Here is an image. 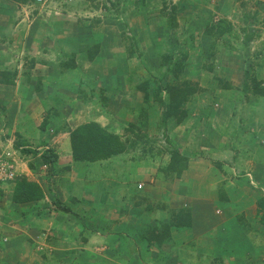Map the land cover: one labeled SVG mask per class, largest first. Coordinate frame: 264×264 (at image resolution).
I'll return each mask as SVG.
<instances>
[{
    "label": "crops",
    "instance_id": "obj_1",
    "mask_svg": "<svg viewBox=\"0 0 264 264\" xmlns=\"http://www.w3.org/2000/svg\"><path fill=\"white\" fill-rule=\"evenodd\" d=\"M69 5L54 10L46 4L42 5L44 9L36 10L33 5L0 0V75L13 74L14 84L3 86L9 95H0L5 100L0 106L8 115L11 131L25 138L29 148L42 144L57 156L53 172L47 175L49 186L44 189L41 176L35 178L27 167L29 163L35 169L38 168L34 163L41 167L39 153L35 162L28 160L32 155H21L26 165L19 166L18 175L41 187L43 198L37 202L14 204L10 200L12 182L0 184V264H212V259L220 260V264H264V211L257 207V201L264 197V152L255 158L252 154L254 138H264V118L256 129L249 128L255 135L245 136L248 151L235 154L224 148L235 149L242 144L239 135L246 133L242 125L234 129L222 125L221 130L218 124L205 123L207 140L203 142V132L192 131L185 137L183 124L165 123L164 138L183 157L185 169L178 175H167L157 165L150 172H136L135 180L144 181L138 190L133 184L114 186V166H110L107 175L103 174L106 161L111 164L122 159L134 131L146 137L160 135V120L150 95V83L146 94H133L130 84L127 88L132 94H120L118 100L107 91L121 90L117 82L127 76L129 62L118 57L117 39L111 31L105 32L109 38L97 33L86 18L70 12ZM80 16L85 21H78L80 18L76 17ZM256 45L262 54L254 65L259 75H254V79L259 81L264 76L263 36L257 38ZM151 65L155 69L156 62ZM92 69L97 72L90 75L91 82L103 90L105 102H99L100 105H106V113L128 120L126 130L100 126L98 111L92 113L96 110L92 105H81L76 110L71 104L73 97L82 98L79 84ZM25 82L43 84L47 91L29 93L23 114L11 117L14 101L10 94H17L15 84ZM107 83L113 84V88H106ZM27 103L33 104L41 115L51 111L63 118L49 122L41 135L37 127L29 139L21 131V115L28 114ZM141 121L143 126L139 125ZM87 122H95L116 134L124 148L128 146L127 150L95 163L73 161L68 131ZM47 128L55 131L51 140V136L45 135ZM215 136L222 145L219 141L217 144ZM258 150L264 151V145ZM203 151L210 154L209 160L199 157L198 153ZM168 158L169 155L162 164L164 168ZM211 161L222 166L216 163L215 169ZM160 176L168 180L155 185L152 178L161 179ZM135 190L141 191L137 195L140 198L135 199ZM54 200L69 208L70 213L55 211ZM180 210L187 212L188 221L177 227L175 214ZM152 211L157 213L156 217L148 215ZM166 223L170 225L168 238L159 245L148 246L143 234L152 229L160 232V226Z\"/></svg>",
    "mask_w": 264,
    "mask_h": 264
},
{
    "label": "rangeland",
    "instance_id": "obj_2",
    "mask_svg": "<svg viewBox=\"0 0 264 264\" xmlns=\"http://www.w3.org/2000/svg\"><path fill=\"white\" fill-rule=\"evenodd\" d=\"M34 7L36 10H40V7L44 9L41 5ZM50 7L55 10L62 6L53 0ZM172 7L174 8L173 11L171 10ZM98 8L105 9L104 15L97 14L96 9ZM69 11L86 18L90 23L88 25L94 27L97 33L105 34L107 38L109 35L105 32L111 31L114 34L112 37L117 39L118 57L129 62L127 76L117 82L121 90L107 91L114 94L116 99L123 93L132 94L127 86L131 84L129 77L133 73V79L138 82L139 86L143 84L148 90V83H150V95L160 120V135L154 134L146 137L139 131H134L131 134L128 132L130 134L128 140L131 145L129 148L127 146L128 150L125 148L127 151L122 159L111 164L110 161H106L107 166L103 168V174L107 175L110 166H114L111 174L114 186H125L127 183V186L131 187L133 184L137 188L138 184L140 185L144 181L135 180L136 172L147 170L150 172L151 168H155L157 165L162 166L160 170L165 169L162 164H165L164 161L168 153L175 149L166 135L164 138L163 127L165 123L183 124L185 131L182 133L185 137L190 135V132L199 130V133L203 132L201 134L203 142L207 140L205 134L207 125L205 123L218 124L221 130L222 125L232 127V129L242 125L240 127H243L242 130L246 132L239 135L242 144H238L236 147L232 145L235 149H229L230 146L224 149L229 154L239 153L243 150L245 153L248 151L245 136L247 134L255 135L254 132H249V128L256 129V125L264 118V96L251 93L253 84H258V88H264V76H261L259 81L254 79V75L259 76L254 65L258 64L257 62L262 55L256 42L257 38L264 37V0H72ZM81 16L76 17L80 18L77 20L85 21ZM99 16H102L101 20L94 21V18ZM171 18L174 23H172ZM206 25L210 30L209 33L204 32ZM246 38H249L248 42L245 41ZM153 62H156L155 69L151 68L152 65L149 66ZM93 71L97 72L96 69L90 70L85 81L79 84V90L84 93L79 94L82 98L78 100V98L73 97L71 104L76 110L81 105H92L96 107L92 113L98 111L97 116L101 119V123H98L100 126L113 125L117 128L123 127L126 130L129 126L128 120L124 121L116 114L106 113V105L105 107L100 105L99 102L104 103L105 99L102 97L103 90L97 87V83L91 82L90 75L93 74ZM151 72L154 76L151 75ZM6 79L0 75V95L7 94L4 90L5 87H3ZM185 82L195 83L199 88L198 91L188 96L186 101L175 109V114L161 123V114L165 112L169 101L166 92L159 88L179 87ZM12 85L14 84L12 83ZM15 85L17 94H10L14 101L12 102L14 105L11 117L18 118L25 109L24 101H29V93H45L47 90L40 83L25 82ZM98 85L102 87L100 84ZM105 85L106 88L109 87L108 89L113 88V84L107 83ZM96 89L98 90L97 93ZM133 92V94L136 92L141 94L135 89ZM241 92H246L247 95ZM71 95L74 94H69V96ZM2 100L5 101L0 98V105L4 104ZM27 105L28 114L21 115V131L23 130L24 136L31 139L45 115H41L33 104L27 103ZM203 109L204 112L200 113L199 111ZM86 111L89 112L88 109ZM216 111H220L219 115L212 116ZM46 117L55 121L63 118V116L53 115V113L47 114ZM242 117L244 121H242ZM168 119L170 121H167ZM228 119L230 122L227 121ZM143 121L139 122L140 126H143ZM200 123L204 124L198 125ZM47 130L45 135L51 136V140L56 135L55 131L49 128ZM183 134L181 135L183 136ZM213 138L217 144L219 141L222 145L220 138L218 139L217 136ZM223 138L225 139V137ZM24 140L25 138L22 139L18 133L11 131L8 115L4 114V109L0 106V184L12 182L19 176V166L26 165V159L21 156L23 154L12 147L13 144H20L29 148ZM254 141H256V145L254 144L255 153L251 150L252 146H250V150L255 158L264 152L258 150L264 145V138L256 136ZM30 147H32L30 149L35 150L36 154L44 150L42 144H33ZM228 153L227 155H229ZM36 154H32L28 160L35 162ZM198 154L203 159L211 157L210 154H206V151ZM210 163L215 167L218 161H211ZM34 164L38 169L32 168L30 172L35 178L38 175L41 176V184L43 183L42 185L46 189L45 187L49 186L47 175L50 173L46 167H40L39 163ZM219 164L221 167L222 164L220 162ZM226 164L230 166V163ZM149 172L147 174L151 176ZM160 178L162 180L152 178L153 183L157 185L163 179L168 180L167 177L160 176ZM136 190L135 199L140 198L137 195L141 193V191ZM148 215L156 217L157 213L155 215L152 211ZM205 259L206 262L209 261L208 258ZM211 261L212 264L221 263L217 259Z\"/></svg>",
    "mask_w": 264,
    "mask_h": 264
},
{
    "label": "trees",
    "instance_id": "obj_3",
    "mask_svg": "<svg viewBox=\"0 0 264 264\" xmlns=\"http://www.w3.org/2000/svg\"><path fill=\"white\" fill-rule=\"evenodd\" d=\"M9 2L15 5H37L35 4V0H8ZM57 1V0H55ZM72 0H70L71 2ZM65 5V4H64ZM64 5H61L64 7ZM173 11L174 8L172 7ZM172 19V18H171ZM99 20V19H98ZM172 23L173 19H172ZM205 33H209L210 30L205 26ZM246 42L249 41V38H246ZM245 45V44H244ZM130 74L129 82L133 85V88L141 92V94H146V88L142 84L139 86L138 82L135 81L134 76ZM6 80H4L5 85H12L13 74L11 73H3L1 74ZM160 90H164L167 94L168 105L165 108V112L161 114V123H164V120L172 116L175 109L184 101H186L188 96L196 93L198 91V87L195 83L185 82L183 85L179 87L167 86L160 87ZM251 93L258 96H264V88H258V84L252 85ZM47 114H52L51 111L47 112ZM42 118L38 130L39 132H44L45 127L49 122L52 121L51 118H47L46 115ZM55 115V114H53ZM52 123V122H51ZM68 143L70 149V155L73 161L76 162H88L95 163L99 161L106 160L110 157L120 155L124 152V145L120 138L111 132L106 131L102 127H100L95 122H87L80 124L73 129L68 131ZM13 149L18 150L23 155H32L36 154L35 150L25 147L20 144H13ZM168 163L165 166L164 172L169 174L178 175L181 171L185 169V160L183 157L179 155V153L175 150H172L168 153ZM38 159L41 165H44L47 168L49 173H52L56 161L57 156L53 153L52 150L44 149L39 153ZM29 170H32L33 166L29 163L27 164ZM13 189L11 193V202L14 204H27L33 203L41 200L43 198V191L41 187L33 182L26 180L24 177L19 176L16 177L13 181ZM52 205L55 211H60L62 213H70L69 208L63 206L60 202L54 200ZM257 207L259 210L264 211V197L260 198L257 201ZM176 221L174 224L178 227L181 226L184 222L188 221V215L186 211L180 210L175 214ZM264 221V216H261V222ZM169 224H162L160 226V232L157 229H152L150 232L143 234V237L147 242V245L151 244H161L165 239L168 238L169 235Z\"/></svg>",
    "mask_w": 264,
    "mask_h": 264
},
{
    "label": "built area",
    "instance_id": "obj_4",
    "mask_svg": "<svg viewBox=\"0 0 264 264\" xmlns=\"http://www.w3.org/2000/svg\"><path fill=\"white\" fill-rule=\"evenodd\" d=\"M52 1H53V0H35L34 3L42 6V5H46V4H47V5H48V4L50 5V4L52 3ZM54 1H55V0H54ZM69 2H70V0H57V1H56V3H57L58 5H60V6H61V5H64V4H67V3H69ZM102 11H104V10L99 9V10H98V13H100V12H102ZM43 167H44V166H43ZM139 187H140V186L138 185L137 188H139Z\"/></svg>",
    "mask_w": 264,
    "mask_h": 264
},
{
    "label": "clouds",
    "instance_id": "obj_5",
    "mask_svg": "<svg viewBox=\"0 0 264 264\" xmlns=\"http://www.w3.org/2000/svg\"><path fill=\"white\" fill-rule=\"evenodd\" d=\"M70 3V2H69ZM69 3H67V4H69ZM67 4H65V5H67ZM98 10H99V8L98 9H96V12H97V14H101V15H104V13L106 12L105 11V9H103L104 11H102V12H100V13H98ZM102 10V9H101ZM101 18H102V16H99L98 18H94V20L96 21V20H101ZM91 19V18H90ZM44 165H41V167H43ZM45 167V166H44ZM140 186V185H139ZM141 187V186H140ZM140 187L139 188H137V189H140Z\"/></svg>",
    "mask_w": 264,
    "mask_h": 264
}]
</instances>
